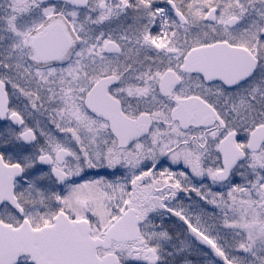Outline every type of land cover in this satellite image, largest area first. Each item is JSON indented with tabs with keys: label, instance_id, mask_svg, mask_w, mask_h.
<instances>
[{
	"label": "snow or ice",
	"instance_id": "6c2138e0",
	"mask_svg": "<svg viewBox=\"0 0 264 264\" xmlns=\"http://www.w3.org/2000/svg\"><path fill=\"white\" fill-rule=\"evenodd\" d=\"M0 264H264V0H0Z\"/></svg>",
	"mask_w": 264,
	"mask_h": 264
}]
</instances>
